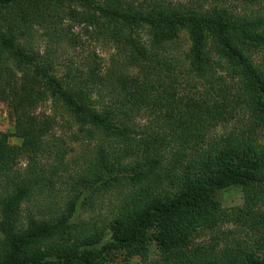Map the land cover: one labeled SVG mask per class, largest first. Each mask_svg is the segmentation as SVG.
Here are the masks:
<instances>
[{
	"label": "trees",
	"instance_id": "1",
	"mask_svg": "<svg viewBox=\"0 0 264 264\" xmlns=\"http://www.w3.org/2000/svg\"><path fill=\"white\" fill-rule=\"evenodd\" d=\"M66 19L114 44L111 67L60 76L27 52L34 26L67 37ZM1 103L15 126L0 132V264H102L151 241L178 264H264V19L148 0H0ZM47 103L96 142L57 200L58 168L37 167L58 122ZM233 186L244 205L227 209L216 194ZM101 192L117 196L109 217L79 221Z\"/></svg>",
	"mask_w": 264,
	"mask_h": 264
},
{
	"label": "rangeland",
	"instance_id": "2",
	"mask_svg": "<svg viewBox=\"0 0 264 264\" xmlns=\"http://www.w3.org/2000/svg\"><path fill=\"white\" fill-rule=\"evenodd\" d=\"M132 1V0H126ZM142 2L143 0H133ZM166 2L172 5L201 6L205 9L225 8L237 15H248L253 18L264 19V0H257L255 3L245 4L242 0H148ZM60 29L69 32L67 37L64 34L54 35L50 27L44 25L42 28L34 26L30 31L25 46L30 54L39 55L43 60L51 61L53 64V74L63 76L67 70L76 71L77 67L89 66L94 68L108 69L112 66L111 60L116 55L113 43L106 38L98 39L93 33V28L89 30L82 24L66 19ZM54 37V39H52ZM56 37V38H55ZM118 64V59L115 58ZM104 69V68H103ZM44 107V111L53 114L55 110L58 122L54 130L48 136L44 148L46 152L39 158V169L50 174L52 168H58L61 177L55 178L57 182L56 190L49 193L55 200L70 188L73 179L78 176L86 163L93 157L96 142L85 138L77 140L79 127L76 126L69 114L61 107L51 108L50 103ZM15 126V116L13 110L5 103L0 104V132L13 133ZM10 143L15 146L22 145V140L11 136ZM27 161L22 160L21 167L27 166ZM61 163V164H60ZM69 169L70 172L64 170ZM47 194L46 196H48ZM93 193H88L91 196ZM94 204L86 205L80 211L78 220L81 222L101 221L109 217L110 212L117 205L116 195L98 193L92 196ZM217 200L224 208L242 207L244 205V193L240 186H233L220 190L216 194ZM35 202L23 207L25 215L36 213ZM42 210L46 211V208ZM103 225L102 223H100ZM208 236L203 235L199 241H207ZM102 264H178L176 250L173 248L158 247L154 242H150L148 251L138 256H128L125 251L113 255Z\"/></svg>",
	"mask_w": 264,
	"mask_h": 264
}]
</instances>
